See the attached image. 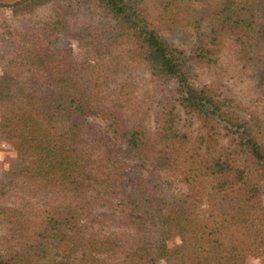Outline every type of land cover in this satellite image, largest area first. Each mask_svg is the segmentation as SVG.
Returning <instances> with one entry per match:
<instances>
[{"label": "trees", "instance_id": "1", "mask_svg": "<svg viewBox=\"0 0 264 264\" xmlns=\"http://www.w3.org/2000/svg\"><path fill=\"white\" fill-rule=\"evenodd\" d=\"M0 7L13 19L0 136L19 157L0 177V264H264V104L249 111L217 90L240 75L264 100V0ZM57 34H75L96 65L57 49ZM137 66L177 81L184 117L151 116L129 80ZM199 71L210 82L194 86ZM217 122L242 136L224 143Z\"/></svg>", "mask_w": 264, "mask_h": 264}, {"label": "rangeland", "instance_id": "2", "mask_svg": "<svg viewBox=\"0 0 264 264\" xmlns=\"http://www.w3.org/2000/svg\"><path fill=\"white\" fill-rule=\"evenodd\" d=\"M15 1L17 0H0V3L11 4ZM153 1L154 0H146L150 11H152L153 8ZM12 20L10 9L8 7H0V39L3 36L4 25ZM165 36L170 42L178 43L177 37L171 34H166ZM52 42L57 49L69 50L77 63L90 66L96 65V60L92 57V53L85 48L79 47L75 34H57L52 37ZM128 75L129 80L133 82L137 95L147 102V105L150 107L151 116H154L161 106L174 107L175 112H178L182 117L185 116L182 114L179 107L178 98L181 92L174 78H151L143 66H137L131 69ZM196 82V84H193L194 86H198L197 84H207L210 82V73L199 71V77L196 79ZM217 87L218 93H221L224 97L235 100L246 110H259L264 104V100H259L257 98L255 88L243 77H240V75L238 77H229V75L223 77L221 82L217 84ZM244 112H238L239 120L248 119ZM90 120L94 121V118H90ZM216 126L223 136L224 143L228 144L232 139L242 136L239 134V129L227 128L223 122H217ZM242 139L246 140V137ZM116 142L118 146H122L120 141ZM233 146L234 145L231 144V147ZM245 157L246 155L244 154L242 158L244 159ZM18 163L19 157L14 143L5 141L0 136V177L4 173L10 171V169L16 168ZM128 175L130 179H132L144 175V172L141 170H132L128 172ZM179 187L178 184H173L172 191L178 192ZM261 196L264 204V187L261 190ZM12 198L13 195L10 193L6 200L9 202ZM176 242L177 240H173L168 242V244L173 245ZM251 261L256 262V260L253 259H251ZM157 264H165V262L160 260Z\"/></svg>", "mask_w": 264, "mask_h": 264}]
</instances>
